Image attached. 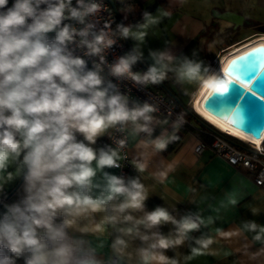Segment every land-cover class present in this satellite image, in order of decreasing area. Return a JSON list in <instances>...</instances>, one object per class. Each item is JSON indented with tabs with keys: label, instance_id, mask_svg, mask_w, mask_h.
Instances as JSON below:
<instances>
[{
	"label": "clouds",
	"instance_id": "obj_1",
	"mask_svg": "<svg viewBox=\"0 0 264 264\" xmlns=\"http://www.w3.org/2000/svg\"><path fill=\"white\" fill-rule=\"evenodd\" d=\"M99 10V4L85 0H76L75 6L72 0H0V173L15 163L16 172L7 173V178L22 174L24 191L22 199L4 205L5 211L0 213V264H16L14 257H23L24 264H105L97 248L83 236L104 234L109 225L119 233L111 243L116 258L109 264H121L125 256L131 258L126 252L129 243L123 237L142 242L154 239L147 247L137 249L140 264H177L156 250L180 245L187 232L199 228L190 217L177 221L162 207L145 211L147 193L137 179L125 183L123 178L105 172L101 194H89L96 175L94 160L98 169L119 166L116 150L101 149L97 153L91 147L98 137L117 126L123 131L131 122L134 134L142 132L150 137L139 141L138 147L151 146L160 152L179 139L176 132L183 122L180 116L173 122L171 133L164 130L151 138V113L158 109L147 102L129 107L126 96L110 93L112 85L104 86L100 64L89 69L83 58L68 49L77 36L87 55H100L114 43L103 32L91 33L89 40L92 24L77 30L63 23L75 19L83 24L85 17ZM170 15L168 11L156 17L145 13L141 28L158 24ZM118 29L124 38L133 35L142 40L146 35L145 31L132 33L121 25ZM49 33H55L53 39H49ZM134 53L110 66L113 76L147 85L159 84L173 72L178 83H196L208 93L229 91L219 73L202 61L184 57L173 66L176 58L168 50L150 52L154 63L144 73L133 72V65L142 58L138 50ZM100 58L103 60L102 55ZM77 133L83 140L77 139ZM125 143V139L118 141L121 147ZM144 167L139 165L141 171ZM121 197L119 203L109 204ZM128 210L143 215L137 218ZM95 213H104L98 222ZM162 222L177 226V238L150 231ZM119 224L130 226L117 227ZM141 226L148 231L141 232ZM245 228L255 232L258 225L249 222ZM69 229L82 235L72 236ZM260 232L264 233V227ZM253 239L260 241L261 235L257 233ZM212 242L211 238L198 239L200 248L192 249L193 254H203Z\"/></svg>",
	"mask_w": 264,
	"mask_h": 264
},
{
	"label": "crops",
	"instance_id": "obj_2",
	"mask_svg": "<svg viewBox=\"0 0 264 264\" xmlns=\"http://www.w3.org/2000/svg\"><path fill=\"white\" fill-rule=\"evenodd\" d=\"M113 3L111 8L115 14L116 29L121 25L128 27L132 33L146 32L142 40L133 35L124 38L127 55L135 54L134 50L141 53L142 58L133 66L143 65L144 72L154 63L150 56L152 51H170L176 58L173 66L187 57L202 61L213 70L218 57L255 38L264 37V0H183V3L181 0H113ZM161 11H168L171 15L162 18L158 24L141 28L145 24V13L156 17ZM223 11L242 16L241 22L235 25L220 18L219 13ZM137 18L138 22L134 20ZM152 86L174 97L183 107L189 106L196 93L193 91L198 87L196 83H178L173 72H169L163 82ZM151 115L154 117L151 138L164 130L167 133L173 131V121L157 113ZM165 120L167 123H156ZM133 127L131 122L126 124L128 158L132 166L127 182L137 179L144 185L147 193L144 210L162 207L177 221L190 217L199 223L198 229L186 233L180 245L156 251H162L177 264H264V233L260 232V227H264V189L256 186L251 172L232 167L223 158L212 155L208 148L200 154L196 153L194 148L203 137L195 126L190 129L180 126L176 132L179 139L160 152L154 151L151 146L138 147L139 141L150 137L145 133L134 134ZM109 132L110 129L98 137L91 147L97 153L111 148L117 151L119 157L118 150L109 140ZM76 135L77 139L83 140L81 134ZM140 164L145 165L143 171L139 169ZM92 167L96 169V175L89 194L96 197L106 183L104 173L116 175V172L114 167L98 169L95 160ZM10 172H16L15 163L9 164L0 173V177H4L0 180V213L5 211L4 205L18 202L24 196L22 174L8 179L7 173ZM122 199L109 204L119 203ZM233 200L236 202L232 203ZM128 213L137 218L143 215L141 211L128 210ZM103 215L95 213V221L98 222ZM249 222L258 225L255 232L245 228ZM84 223L87 221H81V224ZM122 226L130 225H117ZM106 227L104 234H85L83 238L97 248L98 257L109 264L116 258L111 243L119 233L110 225ZM146 231L141 226V232ZM150 231L171 239L177 238V226L171 222H162ZM257 233L261 235L260 241L253 239ZM69 234L75 237L82 235L71 229ZM123 238L129 243L126 252L131 258L125 256L121 264H140L137 249L155 242L154 239L142 242L139 238ZM209 238L213 242L208 249L203 250V254H193L192 249L200 248L196 241ZM21 259V264H24L23 257Z\"/></svg>",
	"mask_w": 264,
	"mask_h": 264
},
{
	"label": "built area",
	"instance_id": "obj_3",
	"mask_svg": "<svg viewBox=\"0 0 264 264\" xmlns=\"http://www.w3.org/2000/svg\"><path fill=\"white\" fill-rule=\"evenodd\" d=\"M110 1L111 0H85L86 3L95 2L99 4L100 10L94 15L85 17V22L83 24L75 19H66L63 21V23L69 24L77 30L84 28L88 24H92L93 28L90 30V35L87 37L89 40L92 39L91 33L99 34L101 32H103L107 38H111L114 43L110 47L104 49L100 54L103 56V60H101L100 55H87V49L80 44L79 36L74 38V42L68 44V49L73 55L83 58L89 69H92L95 64H100V75L103 78L104 86L108 87L112 85V87L109 88L110 93L119 92L126 96L129 107H133L137 104L142 105L147 102L158 109L154 113L163 115L165 118L175 122L182 114L179 111V103L174 97L161 93V91L153 87L152 84H136L130 78L115 77L112 75L110 66L114 64L118 58L127 55V50L124 44V37H122L119 30L115 28V14L110 6ZM9 3H11V0H9ZM72 4L75 6L76 0H72ZM134 20L136 22L139 21L138 18ZM54 35L55 33H52L49 39H53ZM220 57H218L214 64L218 63ZM142 68L143 65L138 64L132 67V71L144 73ZM191 107L196 114L195 118L202 125V128L197 130L201 135L207 138H200L194 151L200 154L204 148H208L212 152V155L223 158L232 167H239L240 169L251 172V179H253L256 186L264 189V139L263 142L258 144L232 136L231 134L217 129L212 124H210L211 127H206L202 123L206 122L209 124V122L195 112L193 105H191ZM181 127H185L186 129L193 126L183 117ZM118 128L119 126L110 129L108 134L110 142L119 152V159L117 160L119 166L114 167L116 176L123 178L126 183L130 178V170L132 169L130 159L128 158V131L126 125L123 131L117 130ZM227 136H231V138L235 140L231 141ZM120 139H125L126 141L123 147L118 144Z\"/></svg>",
	"mask_w": 264,
	"mask_h": 264
},
{
	"label": "water",
	"instance_id": "obj_4",
	"mask_svg": "<svg viewBox=\"0 0 264 264\" xmlns=\"http://www.w3.org/2000/svg\"><path fill=\"white\" fill-rule=\"evenodd\" d=\"M113 5L111 0L110 6ZM219 16L235 25L242 20V16L230 11H223ZM223 73L224 82L237 79L240 81L239 87L236 83H229V91L213 94L215 102L206 108V99L212 95L209 93L202 103L203 107L216 116H227L235 111L239 117L237 128L258 136L264 128V95H258L253 90L264 92V45H255L232 56L225 64ZM245 82L249 83L250 88L245 87Z\"/></svg>",
	"mask_w": 264,
	"mask_h": 264
},
{
	"label": "bare ground",
	"instance_id": "obj_5",
	"mask_svg": "<svg viewBox=\"0 0 264 264\" xmlns=\"http://www.w3.org/2000/svg\"><path fill=\"white\" fill-rule=\"evenodd\" d=\"M258 44L264 45V37H258L255 38V40H252L248 43H245L241 45L240 47L236 48L234 51H230L229 53L223 55L218 60L217 64H214L213 70L218 72L221 79L223 80V69L225 67V64L227 61L234 55L240 53L241 51H244L250 47H253ZM258 95H264V92H261L260 90H253ZM209 90L198 88L194 98H193V108L197 114L200 115L204 120L215 126L217 129L222 130L223 132H226L228 134H231L232 136L238 137L243 140L252 141L255 143H261L264 139V128H262L260 134L258 136H254L252 134L245 133L241 131L238 127L239 117L237 116V113L233 111L231 114L227 116H216L214 114H210L208 110H206L203 107V101L206 98V96L209 94ZM264 127V126H263Z\"/></svg>",
	"mask_w": 264,
	"mask_h": 264
},
{
	"label": "rangeland",
	"instance_id": "obj_6",
	"mask_svg": "<svg viewBox=\"0 0 264 264\" xmlns=\"http://www.w3.org/2000/svg\"><path fill=\"white\" fill-rule=\"evenodd\" d=\"M52 33H49L48 36H51ZM198 88V87H197ZM197 88L195 89V91H193L194 93L197 92ZM193 93V94H194ZM196 94V93H195ZM195 96V95H194ZM193 103V100L192 102H190L188 105L189 107L192 109L191 105ZM179 111L180 113L182 114V116L184 118H186L188 120V122L192 125V126H195V128L199 129L202 125L201 123L195 118L193 117L192 115H190L188 112H186V110L184 109L183 106L179 105ZM193 110V109H192ZM210 124V123H209ZM192 128V127H189V129ZM199 132V131H198ZM200 134V133H199ZM201 135V134H200ZM203 137V135H201Z\"/></svg>",
	"mask_w": 264,
	"mask_h": 264
},
{
	"label": "trees",
	"instance_id": "obj_7",
	"mask_svg": "<svg viewBox=\"0 0 264 264\" xmlns=\"http://www.w3.org/2000/svg\"><path fill=\"white\" fill-rule=\"evenodd\" d=\"M184 109L186 110V112H188L190 115H192L193 117H195L196 116V114L193 112V110L189 107V106H187V107H184ZM204 126H206V127H211V125L210 124H208V123H206V122H203L202 123ZM200 128H202V126L200 127ZM228 138H230L231 139V141L232 140H235L234 138H231V136H227ZM203 139H207L204 135H203ZM6 255H9V256H12V254L11 253H9L8 251H7V249H3L2 250ZM14 259H16V264H21L22 263V259H21V257L20 258H15L14 257Z\"/></svg>",
	"mask_w": 264,
	"mask_h": 264
},
{
	"label": "snow or ice",
	"instance_id": "obj_8",
	"mask_svg": "<svg viewBox=\"0 0 264 264\" xmlns=\"http://www.w3.org/2000/svg\"><path fill=\"white\" fill-rule=\"evenodd\" d=\"M255 50H256V49H254L253 51H255ZM225 83H226L227 85H229V83H236L237 86L239 87L240 81L237 80V79H235V81H226ZM244 84H245V87H249V88H250L249 83L245 82ZM213 94H218V93H215V92H214V93H212V95H210V96L207 97L206 102H205V107H206V108H208V107H207L208 104H212V103L215 102L214 97H213ZM252 95H253V94H252Z\"/></svg>",
	"mask_w": 264,
	"mask_h": 264
}]
</instances>
